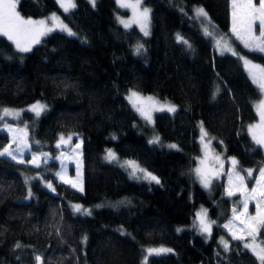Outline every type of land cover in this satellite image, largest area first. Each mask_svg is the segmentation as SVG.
Listing matches in <instances>:
<instances>
[{
  "label": "trees",
  "instance_id": "16d2710c",
  "mask_svg": "<svg viewBox=\"0 0 264 264\" xmlns=\"http://www.w3.org/2000/svg\"><path fill=\"white\" fill-rule=\"evenodd\" d=\"M15 2L23 18L57 13L74 35L52 32L27 53L0 35V114L4 108L45 104L39 119L30 113L22 117L28 142L33 150L54 153L59 134L81 138L83 192L57 182L55 161L34 167L0 156V264H261L244 241L224 231L238 196H225L218 182L211 197L194 176L199 124L240 168L255 176L264 165L262 149L247 132L257 120L254 103L261 92L238 58L215 53L193 12L202 7L216 30L227 35L230 0H143L151 10L148 37L117 24L116 16L127 12L114 0L94 5L74 0L69 12L56 0ZM235 44L264 67V53ZM138 45L143 47L137 54ZM130 90L169 100L177 111L155 114L150 127L126 102ZM154 135L176 143L178 150L150 144ZM8 143V134L0 131V151ZM108 148L119 159L137 162L159 183L136 181L107 162ZM40 180L52 183L54 191ZM121 200L125 204L118 208L108 206ZM74 205L90 214L75 212ZM201 205L215 222L209 240L193 227ZM160 246L172 252L144 255Z\"/></svg>",
  "mask_w": 264,
  "mask_h": 264
},
{
  "label": "rangeland",
  "instance_id": "374dc122",
  "mask_svg": "<svg viewBox=\"0 0 264 264\" xmlns=\"http://www.w3.org/2000/svg\"><path fill=\"white\" fill-rule=\"evenodd\" d=\"M90 2V0H88ZM118 9H120L123 12H127L126 16H122V15H117L116 16V21L117 24L119 26H121L122 28H125L124 25L122 23H120V20L123 21H127L130 23V26L128 28L125 29H129V28H136L144 37H148L150 35V28H151V22H150V16H151V10L149 7L145 6L143 4V0H141L140 2V6L136 9V17H134V13H133V9L130 7H120L117 4V0H114ZM57 2V0H56ZM74 2V0H73ZM125 2L130 3V4H135L136 0H125ZM246 0H236V3L238 5L245 3ZM92 3V2H90ZM253 3L257 6H259L260 0H253ZM58 6L60 7V9L64 12L63 8H61L60 4L57 3ZM230 21H231V26L229 29V32L227 35H221L217 30L215 25L210 21V19L208 18V16H197L196 15V9L202 8V7H194L193 12H194V16H195V20H196V24L198 29L200 30V32L203 34V36H205L206 38H208L213 46V50L215 51L216 54L222 55V54H227V55H231L233 57H236L239 59L246 75L248 76L249 80L252 82L250 76H249V72L248 70L245 68V64H244V60L241 59V57H244L245 59L249 60L252 62V64H257L262 66L260 63L254 62L250 59H248L245 55L242 54V52L240 51L239 47L237 44H235V42L239 43V45L244 48L249 50L248 48L244 47V44L238 40L236 38V36L233 34L232 32V27H233V0H230ZM147 8L150 10L149 12V17H148V32L149 34L147 36L144 35V33L141 31V27L139 23H135L132 22L134 19H139V13H142L143 10ZM73 9V8H72ZM70 9V10H72ZM203 9V8H202ZM17 11V10H16ZM205 12V11H204ZM244 10L243 9H238V16H242L243 15ZM206 13V12H205ZM55 14L58 18H59V22H62L63 25H66L64 23V21L61 19V17L57 14V13H52L49 14L48 16L44 17V18H39V19H31V18H23L25 20H32V21H45V26L48 28H52L53 30L51 32L46 33L45 35L40 37V41L42 38H44L45 36L49 35L52 32H62L65 33L67 35L68 32L62 30L60 27H57V22L51 20L50 18L52 17V15ZM67 26V25H66ZM67 28L69 29V27L67 26ZM253 31L255 33V35H259V21H255L254 25H253ZM72 32V31H71ZM73 33V32H72ZM206 33H210V35L206 34ZM72 36V35H69ZM6 37V36H5ZM7 38V37H6ZM217 41H221V45L220 47L217 46ZM227 41L228 45L231 47V49H233L237 54L233 55L231 51H224L222 53V47H223V42ZM11 43L13 44L14 48L16 51L17 48L15 46V44L11 41ZM37 44V43H36ZM33 44L31 49L36 45ZM31 51V50H30ZM20 52V51H18ZM29 52V51H28ZM20 53H27V52H20ZM263 67V66H262ZM252 84L257 87L259 90L260 88L254 84L252 82ZM135 92L137 94V97L139 99H137V97H131V94ZM261 92V97L259 100H257L254 103V109L256 112V116H257V120L250 124L247 128V132L252 140V142L259 148L262 149L263 153H264V147H261L259 145H257L253 139H252V135L249 132V127L252 125H259L261 122V118L259 115V111H258V106L260 104L261 101H264V92ZM131 97V100H130ZM151 98V99H149ZM125 100L126 102L130 105V107L133 109V111L136 113V115L138 116V118L146 123V125L152 127L153 126V119H154V115L157 113H170L173 114L177 111V106L170 102L169 100H165V99H160L156 96L153 95H149V94H142L138 91L135 90H130L128 91V93L125 95ZM35 103L29 104L27 106L21 107V108H7L10 110H14V111H18L20 112L19 117H13V116H9V117H4V119L2 121H0V131L5 132L8 134L9 136V143L6 147H11L12 150H15L16 145L15 143H13V137L15 135H20L22 132H26L25 130V126L23 123H21L22 117L24 114L26 113H30L33 116L34 120H37L41 117V115L45 112V110L47 109V107L45 108V110L41 113L40 116H36L34 112L29 111L28 109H30V107ZM42 105H45L41 102H39ZM134 103L136 106H134ZM46 106V105H45ZM169 106H175V112H169L167 110V108ZM141 109V111L145 112V113H149L151 115V119L148 120L145 118L144 115L141 114V111H138L137 109ZM161 108H163V110H160ZM5 109V108H4ZM3 110L1 112L0 115H2ZM201 126L203 127L202 124L198 125V143H199V147H200V154L199 156L196 158L195 161V166H194V176L196 178V181L198 182V184L200 185V187L205 190L208 195H210L211 197L214 195L215 193V185L218 182H223V189H224V194L225 196H228L226 194V190L229 188V173H233V190H235V180H234V174L236 172H239L240 175L245 177V182H244V187L247 189V191L250 193L251 190L255 187H257L256 184V180L259 178V171L258 173L253 177H249L247 175V171L250 168H240L237 164L234 166L232 164V160L234 157L231 156H227L222 152H219L216 148V146L214 145V140L209 136V134L207 133V131L205 130V128L203 127L204 131L207 133V135L204 137L203 142L201 141ZM10 127L11 129H13V132H9L7 130V128ZM64 137L65 140H68L69 137H71V140L68 141V143L62 144L60 147H57L58 142L60 141L61 137ZM156 137H158L157 135H154L150 138L149 141L154 140ZM210 141V143H209ZM26 142L29 145V148L27 150H25L23 153L21 152H15L16 155V159H13L11 156L9 155H3L1 157H5L14 161H23L22 163H27L31 166L37 167L35 164L30 163V161L32 160V153H36L38 156H41V161H39V166L42 165H46L49 164L52 161H55L58 166H59V170L56 173V180L57 182H59L60 184L66 185L71 187L72 189H74L75 191L82 193L83 192V165H82V150H81V145H82V141L81 138L77 137L75 133H66V134H59L56 142L54 143V148L56 152L52 153H45V152H41V151H36L33 150L31 145L28 142V139L26 137ZM150 144H154L166 149H170V150H178V145L176 143H170V142H163L160 138L159 141L156 143H150ZM79 145V147L77 148L76 146ZM169 145H175L176 147L172 148L169 147ZM5 147V148H6ZM108 150H111L113 153V149L108 148L106 149L105 152V160L107 162H114L117 163L119 166H121L123 169H125V171H127V173L129 174V176L136 180V181H144V182H148V183H156V181L151 180L149 177H147L145 174L149 173L147 172L145 169H143L137 162L130 160V159H119L117 156L116 160L113 161H109L108 159H106V156L108 154ZM3 151V150H2ZM44 154H47L46 156H44ZM217 157H219V159H217ZM26 158L27 161L25 160ZM236 161L237 159L234 158ZM44 160H46L47 162L45 163ZM134 162V164L137 166L136 170H135V175H132L133 173V168L127 166V164L125 162ZM21 163V162H20ZM79 163V175H78V165ZM264 168V165L261 167ZM196 169H200V174H198L196 172ZM254 173V171H253ZM201 175L205 176L207 179L210 180L209 186L208 187H204L202 182H201ZM152 176V175H151ZM71 181L73 183L77 184V187H73L72 183H65V181ZM250 182V184H249ZM41 186L48 190V191H54V187L52 185V183H48L47 181H41ZM51 184L52 187L49 188L48 185ZM27 198L29 199V197L31 196V189L29 187V185H27ZM234 196H238V201L239 204L234 208L236 210L235 215L239 216V219H235L234 218V212L232 211V215L231 218L224 224H229L231 222V227H232V231L236 232L238 235L241 234L240 230L241 228L244 227V225L241 224V220L245 219L246 216L251 217V216H256L257 215V200L256 199H250L248 201V206L247 209H245L244 207V196L241 194V191H236V194ZM233 197V196H231ZM125 204V200H121V201H117V202H110V204L108 206L114 207V208H118L122 205ZM233 209V210H234ZM206 210V216L204 215V212ZM200 213L201 216L205 219V221L207 223H211L213 222L210 217L208 216V212L206 207L204 206H199L195 212L194 218H193V227L196 230V232L201 235L204 239L209 240L211 238L212 235V226L213 223H211V234L209 235L208 233H201L200 231V218H198L197 214ZM224 228V231L229 235L230 238H232L231 233L229 232V229ZM180 231L183 228H179ZM264 231V229H262ZM225 240V239H224ZM245 242H251V238L250 237H245L244 243ZM257 244H261V242H264V239L260 237V234L257 235ZM264 246V245H262ZM160 249H170L168 247H164V246H160V247H154V248H149L146 249L144 251V255L145 256H151V255H164V254H168L171 253L172 251H153V252H149V250H160ZM171 250V249H170ZM252 254L253 252L251 250H249ZM254 255V254H253ZM256 258L257 256L254 255ZM259 260V259H258ZM145 261V260H144ZM260 261V260H259Z\"/></svg>",
  "mask_w": 264,
  "mask_h": 264
},
{
  "label": "snow or ice",
  "instance_id": "6c2138e0",
  "mask_svg": "<svg viewBox=\"0 0 264 264\" xmlns=\"http://www.w3.org/2000/svg\"><path fill=\"white\" fill-rule=\"evenodd\" d=\"M93 3L95 0H90ZM141 0H136L135 4H130L125 2V0H117V4L120 7H130L133 9L134 17H136V9L140 6ZM57 3L60 4L61 8H63L64 12H69L70 9L75 8L76 5L73 0H57ZM16 2L15 0H0V35L6 36L9 41H12L17 50L20 52H28L31 50L33 44L40 42V37L45 35L48 32H51L53 29L48 28L45 26V21H32V20H25L23 19L19 13L16 11ZM238 9H243V15L238 16ZM150 10L145 8L142 13H139V19H134L132 22L139 23L141 27V31L144 33L145 36L149 34L148 32V17H149ZM197 16H207L202 8L196 9ZM233 27L232 32L236 36L238 40H240L245 48H248L250 51L264 53V0H260L259 6L253 3V0H246L245 3L238 5L236 0H233ZM53 21L57 22V27H60L62 30L67 31L69 35H74L70 29L67 28L66 25H63L62 22H59V18L53 14L50 18ZM259 21V35H255L253 31V25L255 21ZM120 23L124 25L125 28L130 26V23L127 21L120 20ZM210 35V33H206ZM178 39H181L178 37ZM187 43L186 41H183ZM221 41H217V46L220 47ZM142 45L137 46V54L139 53ZM224 51H231L233 55L237 53L231 49L228 45L227 41L223 42L222 53ZM244 60L245 68L249 72V76L254 84H256L262 92H264V67L252 64L251 61L241 57ZM215 96V94H214ZM131 97H137V94L133 92ZM130 97V100H131ZM137 99H139L137 97ZM151 99V98H149ZM134 106L135 103H134ZM46 106L37 102L36 104L32 105L29 111L35 113L36 116H40L41 113L45 110ZM141 111V109H137ZM160 110H163L161 108ZM169 112H175V106H169L167 108ZM259 115L261 118V122L259 125H252L249 127V132L252 135L253 141L261 146L264 147V101H261L258 106ZM141 114L145 116L146 119L150 120L151 115L149 113H145L141 111ZM20 112L10 110V109H3L2 115H0V121L4 119V117H19ZM9 132H13L14 130L10 127L7 128ZM207 133L204 131L203 127L201 126V141L203 142L204 137ZM27 133L22 132L20 135H15L13 137V143H15L16 148L12 150L11 147H6L3 151H0V156L9 155L13 159H16L15 152L23 153L25 150L29 148V145L26 142ZM71 140V137L68 140H65L62 136L60 141L57 144V147H60L62 144L68 143ZM159 141V137H156L154 140L149 141L150 143H156ZM210 143V141H209ZM77 148L79 145L76 146ZM169 147H176L175 145H169ZM47 154H44L46 156ZM41 156H38L36 153H32V160L30 163L35 164L39 167V161H41ZM106 159L109 161L116 160L117 157L115 153L111 150H108V154ZM219 159V157H217ZM19 162H23L22 160ZM46 163L47 161L44 160ZM127 166L133 168L132 175H135V170L137 166L134 162H125ZM232 164L235 166L237 161L233 158ZM78 167V175H79V163ZM247 175L249 177H253V170L248 169ZM259 178L256 180L257 187L253 188L249 193L247 189L244 187L245 177L240 175L239 172L234 174L235 180V190H233V173H229V188L226 190V194L231 197L236 194V191H241V194L244 196V207L247 209L248 201L250 199L257 200V215L248 217L246 216L245 219L241 220V224L244 225L241 228V234L238 235L236 232L232 231L231 222L229 224L224 225L225 228L229 229V232L232 235L233 240H241L244 241L245 237H250L251 242H245L244 248L249 249L253 252L254 255L257 256V259L260 260L261 264H264V242L261 244H257V235L261 233V230L264 229V168H260L259 170ZM196 172L200 174V169H196ZM151 180L156 181L159 183V180L155 176H151L150 173L145 174ZM201 182L204 187H208L210 180L207 179L205 176L201 175ZM65 183H72L73 187H77L76 183L71 181H65ZM49 188L52 187L51 184L48 185ZM73 210L75 212H83L84 214H90V211L87 209H82L80 205H74ZM234 218L239 219V216L235 215L236 210H233ZM206 216V210L204 212ZM198 218H200V231L201 233H208L211 234V223H215L214 221L211 223H207L205 219L201 216L200 213L197 214ZM180 231V229H178ZM86 239V237H85ZM220 244L224 246L225 251L229 250V244L226 240L221 238ZM17 247H21L20 244H17ZM153 251H171L170 249H160V250H149V252ZM36 260L39 262L41 258L39 256L36 257Z\"/></svg>",
  "mask_w": 264,
  "mask_h": 264
}]
</instances>
